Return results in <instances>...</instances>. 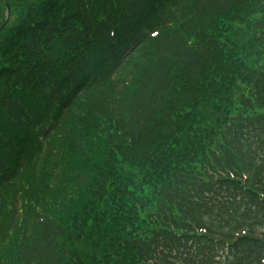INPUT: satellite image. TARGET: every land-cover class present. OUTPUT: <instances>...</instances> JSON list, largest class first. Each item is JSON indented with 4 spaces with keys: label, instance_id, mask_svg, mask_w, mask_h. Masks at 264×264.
Instances as JSON below:
<instances>
[{
    "label": "trees",
    "instance_id": "trees-1",
    "mask_svg": "<svg viewBox=\"0 0 264 264\" xmlns=\"http://www.w3.org/2000/svg\"><path fill=\"white\" fill-rule=\"evenodd\" d=\"M7 2L0 264H264V0Z\"/></svg>",
    "mask_w": 264,
    "mask_h": 264
},
{
    "label": "water",
    "instance_id": "water-1",
    "mask_svg": "<svg viewBox=\"0 0 264 264\" xmlns=\"http://www.w3.org/2000/svg\"><path fill=\"white\" fill-rule=\"evenodd\" d=\"M9 19H10V9L8 8L7 19H6L5 23L2 25V27L0 28V31L6 27V25L8 24Z\"/></svg>",
    "mask_w": 264,
    "mask_h": 264
},
{
    "label": "snow or ice",
    "instance_id": "snow-or-ice-1",
    "mask_svg": "<svg viewBox=\"0 0 264 264\" xmlns=\"http://www.w3.org/2000/svg\"><path fill=\"white\" fill-rule=\"evenodd\" d=\"M153 35H156V33H153Z\"/></svg>",
    "mask_w": 264,
    "mask_h": 264
}]
</instances>
